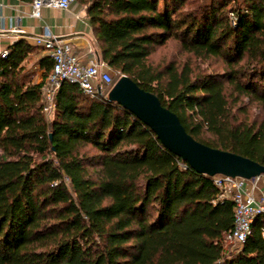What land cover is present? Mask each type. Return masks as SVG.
Segmentation results:
<instances>
[{
	"label": "trees",
	"instance_id": "trees-1",
	"mask_svg": "<svg viewBox=\"0 0 264 264\" xmlns=\"http://www.w3.org/2000/svg\"><path fill=\"white\" fill-rule=\"evenodd\" d=\"M199 1L76 0L114 83L129 77L196 141L264 165V121L234 112L241 99L264 110V0ZM170 41L223 73L154 67ZM36 51L19 40L0 56V264H264V216L226 250L234 202L117 103L64 82L48 122L53 63L42 57L34 82Z\"/></svg>",
	"mask_w": 264,
	"mask_h": 264
},
{
	"label": "built area",
	"instance_id": "built-area-1",
	"mask_svg": "<svg viewBox=\"0 0 264 264\" xmlns=\"http://www.w3.org/2000/svg\"><path fill=\"white\" fill-rule=\"evenodd\" d=\"M74 3L76 0H33L32 17L41 19L45 8L68 10ZM230 18L235 21L234 14H230ZM39 44L53 63L43 87V112L48 122L53 120L56 96L64 82L77 84L80 91L90 99L107 98L115 85L114 76L100 58L85 59L71 43L58 40L48 29L39 39ZM8 54L9 51L5 50L0 56L6 58ZM181 166L185 170L188 168L187 164ZM260 178L246 180L224 175L212 178L214 185L222 192L220 200L230 199L234 202V227L226 235V241L235 243L238 248L251 234L255 219L264 216V197L254 192Z\"/></svg>",
	"mask_w": 264,
	"mask_h": 264
},
{
	"label": "water",
	"instance_id": "water-1",
	"mask_svg": "<svg viewBox=\"0 0 264 264\" xmlns=\"http://www.w3.org/2000/svg\"><path fill=\"white\" fill-rule=\"evenodd\" d=\"M106 99L132 113L151 129L168 151L199 174L210 178L224 175L246 180L264 176V165L196 141L187 133L179 117L164 107L156 95L140 88L127 76H122L115 83Z\"/></svg>",
	"mask_w": 264,
	"mask_h": 264
},
{
	"label": "crops",
	"instance_id": "crops-1",
	"mask_svg": "<svg viewBox=\"0 0 264 264\" xmlns=\"http://www.w3.org/2000/svg\"><path fill=\"white\" fill-rule=\"evenodd\" d=\"M46 29L58 40L71 43L85 59H101L92 26L87 15V8L74 3L68 10L45 8L41 19L32 17V1L0 0V53L8 50L19 40H26L37 47L33 56L30 71L35 73L34 82L43 80L39 62L48 56L39 39ZM102 60V59H101ZM255 194L264 197V177H261L254 188Z\"/></svg>",
	"mask_w": 264,
	"mask_h": 264
},
{
	"label": "rangeland",
	"instance_id": "rangeland-1",
	"mask_svg": "<svg viewBox=\"0 0 264 264\" xmlns=\"http://www.w3.org/2000/svg\"><path fill=\"white\" fill-rule=\"evenodd\" d=\"M210 0H204L203 3H207ZM197 3L202 4V0ZM151 64L164 70L171 64H176L182 67L185 64H190L194 70L206 74L223 73L224 63L221 60L207 58L198 59L191 54L185 53L178 42L170 41L165 47L157 49L156 53L150 58ZM114 78L116 73L112 72ZM234 112L240 121H246L248 123L264 121V110L255 102L249 99H241V101L234 106ZM91 155H95L97 151L92 148L85 149ZM264 177V176H263ZM237 245L233 242L226 241V250H234Z\"/></svg>",
	"mask_w": 264,
	"mask_h": 264
}]
</instances>
